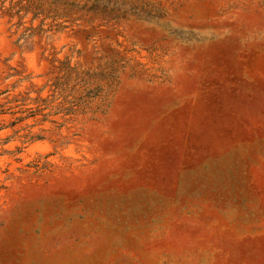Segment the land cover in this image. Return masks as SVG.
<instances>
[{"label":"rangeland","instance_id":"374dc122","mask_svg":"<svg viewBox=\"0 0 264 264\" xmlns=\"http://www.w3.org/2000/svg\"><path fill=\"white\" fill-rule=\"evenodd\" d=\"M0 264H264V0H0Z\"/></svg>","mask_w":264,"mask_h":264}]
</instances>
